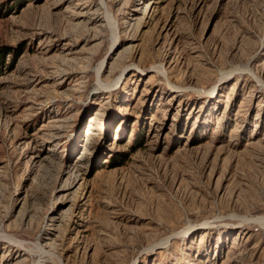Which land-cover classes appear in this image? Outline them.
Returning a JSON list of instances; mask_svg holds the SVG:
<instances>
[{
	"label": "rangeland",
	"instance_id": "374dc122",
	"mask_svg": "<svg viewBox=\"0 0 264 264\" xmlns=\"http://www.w3.org/2000/svg\"><path fill=\"white\" fill-rule=\"evenodd\" d=\"M0 264H264V0H0Z\"/></svg>",
	"mask_w": 264,
	"mask_h": 264
},
{
	"label": "trees",
	"instance_id": "16d2710c",
	"mask_svg": "<svg viewBox=\"0 0 264 264\" xmlns=\"http://www.w3.org/2000/svg\"><path fill=\"white\" fill-rule=\"evenodd\" d=\"M1 65H3V58H2V56L0 54V67H1Z\"/></svg>",
	"mask_w": 264,
	"mask_h": 264
}]
</instances>
